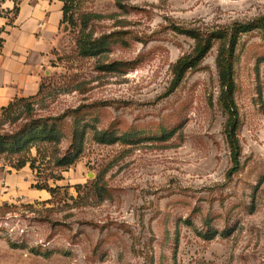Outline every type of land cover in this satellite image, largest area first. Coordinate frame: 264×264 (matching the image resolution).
I'll return each mask as SVG.
<instances>
[{
  "label": "rangeland",
  "instance_id": "374dc122",
  "mask_svg": "<svg viewBox=\"0 0 264 264\" xmlns=\"http://www.w3.org/2000/svg\"><path fill=\"white\" fill-rule=\"evenodd\" d=\"M22 1L0 0V56ZM262 18L264 0H69L54 43L47 15L40 92L0 107V264H264V32L234 55L238 172L220 40L169 93L195 47L176 27Z\"/></svg>",
  "mask_w": 264,
  "mask_h": 264
},
{
  "label": "crops",
  "instance_id": "0c3cea01",
  "mask_svg": "<svg viewBox=\"0 0 264 264\" xmlns=\"http://www.w3.org/2000/svg\"><path fill=\"white\" fill-rule=\"evenodd\" d=\"M30 12L21 18L24 5ZM63 3L59 0H23L14 28L7 30L3 54L0 56V107H7L13 101L35 97L40 92V72L45 54L52 48L42 46L44 22L47 15L56 12L58 19L52 34L55 43L56 33L63 20ZM5 21L0 19V27ZM1 31V30H0ZM12 34L18 35L12 48L7 49Z\"/></svg>",
  "mask_w": 264,
  "mask_h": 264
},
{
  "label": "trees",
  "instance_id": "16d2710c",
  "mask_svg": "<svg viewBox=\"0 0 264 264\" xmlns=\"http://www.w3.org/2000/svg\"><path fill=\"white\" fill-rule=\"evenodd\" d=\"M64 2L63 4V23L69 12V0H59ZM21 4V3H20ZM20 4L17 7V15L20 11ZM16 15V16H17ZM175 31L182 35H187L195 40V47L191 54L180 58L174 66L173 80L171 82L169 93L175 91L183 82L186 74L192 70H195L201 62L206 58L209 52L213 48L215 40L221 41V48L217 58V67L219 71V78L221 83V96L220 100L228 112V120L225 127L226 140L231 149L232 168L229 174H234L240 169V155L241 145L237 137L238 128V108L234 100L235 93V81L233 78V67H234V55L236 47L239 43L241 35H246L254 31L264 32V19H259L255 23L248 24H236L230 32L215 33L213 35H202L194 30H188L183 28H175ZM94 49V48H91ZM84 54H88V49H83ZM33 98V97H32ZM29 98V99H32ZM26 100V99H19ZM16 101V100H15ZM14 101L8 105L11 106ZM44 138H54V135H47L43 133ZM99 142H111L108 141L106 134L98 137Z\"/></svg>",
  "mask_w": 264,
  "mask_h": 264
}]
</instances>
